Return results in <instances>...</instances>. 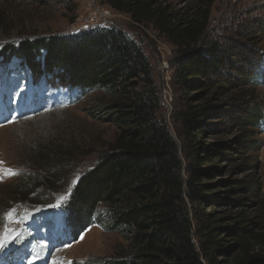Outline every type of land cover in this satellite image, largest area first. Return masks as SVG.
I'll list each match as a JSON object with an SVG mask.
<instances>
[{
  "label": "trees",
  "instance_id": "trees-1",
  "mask_svg": "<svg viewBox=\"0 0 264 264\" xmlns=\"http://www.w3.org/2000/svg\"><path fill=\"white\" fill-rule=\"evenodd\" d=\"M214 1L197 0L179 12L155 0H107L134 22L153 24L176 47L172 64L186 108L174 115L179 124L175 130L158 115L160 96L142 44L121 29L31 33L0 48V64L17 58L35 79L57 80L81 94L105 95L89 114L113 123L117 135L81 176L65 205L66 225L76 234L98 224L128 241L126 250L101 264H264V199L259 215H251L244 202L246 194H258L259 186L253 179H216L217 173L225 175L223 168L207 163L221 156L227 144L201 140L211 130L209 124L222 118L242 127L239 145H260L254 136L264 124V109L246 101L241 115L217 106L210 95L239 89L242 94L258 80L264 83V56L245 53L239 38L228 44L210 38ZM259 28L264 31V26ZM245 29L238 34L252 40L254 31ZM183 150L189 160L195 154L189 179L184 175ZM55 158L53 173L60 182L74 157L59 152ZM255 164L242 166L246 171Z\"/></svg>",
  "mask_w": 264,
  "mask_h": 264
},
{
  "label": "rangeland",
  "instance_id": "rangeland-1",
  "mask_svg": "<svg viewBox=\"0 0 264 264\" xmlns=\"http://www.w3.org/2000/svg\"><path fill=\"white\" fill-rule=\"evenodd\" d=\"M155 1L182 12L197 0ZM94 17L101 19L102 27L121 29L140 41L151 63L160 96L158 115L173 130L177 129L179 124L174 115L185 109L186 104L183 87L172 64L176 47L153 24L134 22L128 13L114 9L107 0H0V48L31 33L35 36L76 34L82 23ZM260 25L264 26V0H215L208 34L223 44L239 38L245 53L252 57L264 56V31ZM243 27L254 31L252 40L238 34ZM253 27L258 29L255 31ZM2 60L0 58V62ZM104 98L101 91L81 94L65 88L57 80L35 79L27 68L20 66L17 58L0 64V234H19L0 248V264H101L111 260L117 251L128 248L123 235L105 231L98 224L80 234L69 226L65 228L64 224L65 205L72 189L117 135L113 123L89 114L91 107ZM210 98L217 106L230 112L236 109L241 115L246 101L251 107L264 109V83L258 80L243 88L242 94L239 89L225 95L212 97L211 94ZM238 125L222 118L209 124L211 130L201 137L203 143L225 142L227 145L221 147V156L207 166L214 164L223 168L225 175L217 173L216 179L255 180L260 191L246 194L244 202L249 204L251 215H259L264 199V124L254 136L260 140V145L253 148L238 144L242 134V127ZM185 151H182L184 175L189 179L187 170L190 165L196 166L195 154L189 160ZM59 152L73 153L74 160L66 176L57 182L53 173L57 165L53 160ZM255 161L253 169L244 171L242 165ZM9 170L15 175H9ZM208 181L215 179L204 180ZM53 183L60 188L50 187ZM234 185L232 187H238ZM20 191L23 193L16 194ZM13 196H16L15 201L10 200ZM217 209L223 211L220 207ZM51 233L55 237L54 244L48 239ZM2 240L0 235V242Z\"/></svg>",
  "mask_w": 264,
  "mask_h": 264
},
{
  "label": "built area",
  "instance_id": "built-area-1",
  "mask_svg": "<svg viewBox=\"0 0 264 264\" xmlns=\"http://www.w3.org/2000/svg\"><path fill=\"white\" fill-rule=\"evenodd\" d=\"M102 25L103 24L101 22V19L94 17L82 23L75 32H82V31L90 30V29H93V28H96Z\"/></svg>",
  "mask_w": 264,
  "mask_h": 264
},
{
  "label": "snow or ice",
  "instance_id": "snow-or-ice-1",
  "mask_svg": "<svg viewBox=\"0 0 264 264\" xmlns=\"http://www.w3.org/2000/svg\"><path fill=\"white\" fill-rule=\"evenodd\" d=\"M9 175H15L14 172H12L11 170H9ZM10 216L12 214H9ZM3 236V240L2 242H0V248H3L5 246L6 243H8L10 240H14L16 238H18L19 234H16L15 236H11L8 233H4V234H0ZM38 257H34L33 259H37Z\"/></svg>",
  "mask_w": 264,
  "mask_h": 264
},
{
  "label": "bare ground",
  "instance_id": "bare-ground-1",
  "mask_svg": "<svg viewBox=\"0 0 264 264\" xmlns=\"http://www.w3.org/2000/svg\"><path fill=\"white\" fill-rule=\"evenodd\" d=\"M45 106V105H44ZM2 114V111H0V115ZM33 224V223H32ZM34 225V224H33ZM48 231V230H47ZM46 232V231H45ZM41 233V232H40ZM48 239L50 240V241H52L53 242V244H54V239H55V237H54V235L51 233V235H48ZM51 243V242H50ZM18 264H22L21 262H19ZM28 264V263H27ZM29 264H33V263H29ZM36 264V263H35ZM39 264H46L45 262H42V263H39Z\"/></svg>",
  "mask_w": 264,
  "mask_h": 264
}]
</instances>
